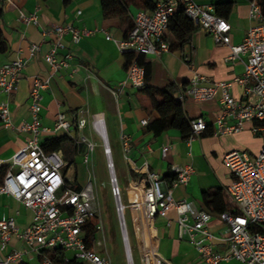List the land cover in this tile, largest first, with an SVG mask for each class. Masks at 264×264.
I'll list each match as a JSON object with an SVG mask.
<instances>
[{"label": "crops", "instance_id": "obj_1", "mask_svg": "<svg viewBox=\"0 0 264 264\" xmlns=\"http://www.w3.org/2000/svg\"><path fill=\"white\" fill-rule=\"evenodd\" d=\"M195 1L212 5L224 1L233 2L232 12L227 17L222 16L231 25V45L241 44L247 30L264 20L258 0ZM251 1L259 5L263 19L251 16ZM141 9L144 8L133 5L129 7L132 20ZM19 10L26 14H36L38 22H25ZM0 22L8 44L7 51L0 52V66L17 58L28 60L17 89L8 96L3 95L4 99L8 100L13 124L10 127L0 124V158L5 160V163H8L12 156L25 146L30 136L19 127L32 120L30 93L36 76L50 80L48 88L42 91L41 119L43 126L48 130L41 134L40 142L42 144L48 138L61 135H68L75 141L77 153L73 164L68 165L69 159L64 150H54L63 156L65 166L62 171L67 186L74 190H80L89 181L92 182L88 164L97 143L88 139L82 132L90 129L100 138L92 125L96 116H101L105 123L108 145L114 162L106 121L107 115L111 116L109 124L111 138L118 150L117 157L122 163L123 177L128 181V187L123 186L130 188L129 204L131 205L133 189L144 187L143 180L148 171H154L167 180L165 176L172 172L173 165L190 164L195 170L190 181L188 184L177 186L173 194L176 200H186L198 209H205L203 193L218 189L226 192L225 186L233 180L231 170L223 161L225 153L243 150L250 156H256L262 149L264 143L262 133L255 134L252 130L259 122H245L244 129L237 133H215L217 127L215 121L222 109L220 94L210 100L187 98L183 103L189 119L201 117L209 123L208 128L191 141L184 139L176 129H169L160 134L148 130L149 122L159 115L151 109L147 97L140 88L133 86L127 80L125 52H122L116 43L126 38L125 27L119 17L104 15L101 0H68L67 2L65 0H12L11 4L4 3ZM54 24H71L80 29L93 30V33L84 36L78 42H73L69 35L64 37L65 47L60 50L59 55L70 54L72 58L69 60V66L59 70H53L45 60V55L49 52L56 36L53 34L45 36L43 31ZM107 35L111 38L109 39ZM32 44L40 45V50L34 54L31 53ZM231 53L232 49L229 45L216 43L212 34L199 28L192 41L185 45L183 50H168L163 51L159 56H144L145 61L150 64L149 84L164 87L173 81L177 86L176 96L179 86L188 84L195 74L206 78L204 85L232 80L244 73L247 56L240 53L239 56L229 59ZM232 94L238 100L243 99L244 88L234 83ZM60 113H63L71 123L68 130L56 128V120ZM79 118L87 120L85 127H78ZM143 119H148V124L144 125ZM122 134L129 136L128 151L123 147ZM87 140L94 144L92 151L89 150ZM101 142L105 150L102 139ZM164 146H169L166 157L162 155ZM114 166H116L115 162ZM71 167H73V177H70L68 173ZM133 172L139 176H134ZM77 185H80V188H76ZM225 198L230 209L234 207L227 193ZM133 212L138 218L135 207ZM130 213L132 215V210ZM213 214L209 228L215 234L214 242L219 250L227 251L229 243L225 237L228 234V224L220 218L219 214ZM2 217H13L18 228L23 230L32 224L34 213L22 202L3 193L0 194V218ZM178 217L176 209L172 208L166 217L158 215L148 219L144 223V240L170 264H196L198 250L186 236L180 238ZM189 221L193 222L191 214ZM132 225L134 231V219ZM128 235H130L129 231ZM141 240L144 243L142 235ZM96 243L100 242L95 239L94 244ZM92 248L100 252L95 246ZM38 250L37 245H29L16 235L11 237L4 249L1 248L0 241L1 258H5L13 251L22 253L21 259L10 264H39L41 255ZM66 252L68 258L75 256L73 251ZM226 264L245 263L232 259Z\"/></svg>", "mask_w": 264, "mask_h": 264}, {"label": "built area", "instance_id": "obj_2", "mask_svg": "<svg viewBox=\"0 0 264 264\" xmlns=\"http://www.w3.org/2000/svg\"><path fill=\"white\" fill-rule=\"evenodd\" d=\"M12 3V0H1ZM179 9L193 20L198 28L212 34L216 43L229 45L232 53L229 59L244 53L247 56L245 71L232 80H224L204 85V76L195 74L186 85L179 86L176 98L182 103L187 98L194 100H210L220 94L222 103L221 113L217 117L216 134L237 133L244 129L245 122H259L252 130L262 133L264 139V20L246 32L244 41L239 45H231V25L228 20L215 11L212 4H201L195 0H155L153 9H141L133 16L134 27L129 35L116 41L122 52L159 56L169 50V43L163 40L171 16ZM20 16L25 22L37 23L36 14H26L22 10ZM251 16L263 19L259 5L251 1ZM44 35H55L56 38L45 55V60L53 70L69 66L70 54L60 56L59 52L65 47L64 37L71 36L73 42H78L93 30L80 29L71 24H54L43 31ZM110 39L111 36L107 35ZM40 50L39 44L31 45V53ZM27 59L17 58L0 66V124L13 126L8 100L3 95H10L17 87L26 65ZM127 80L137 88L145 84V68L135 59L127 70ZM49 79L36 76L30 93V109L32 120L23 123L19 129L30 134L26 144L9 160L0 158V167L8 164V169L0 182V194H9L34 213L32 224L20 230L13 217L0 218V241L4 249L13 235H16L29 245H37L41 255L39 264H55L45 252L46 249L62 247L73 251L75 257L85 264H111L110 260L89 246L84 230L87 221L98 214L97 198L92 182H88L80 190L67 186L63 173L65 161L57 151L46 152L40 142V136L48 130L41 119L42 91L49 86ZM244 88V98L236 99L232 94L233 84ZM122 86V85H121ZM250 96L253 98H250ZM96 116L92 122L95 132L105 145L108 156V168L112 185V194L116 200V211L123 232L124 243L128 239L126 210L134 206L125 205L121 201V188L111 158V148L105 129L98 125ZM192 134L187 138L191 141L204 132L209 123L204 118L190 120ZM87 120L79 118L78 127H85ZM144 125L148 119H143ZM71 123L63 113L56 120L57 129L68 130ZM85 139V138H83ZM123 147L130 149L129 136L121 135ZM89 150L94 144L87 140ZM169 146L162 148L166 157ZM87 158V156H86ZM224 163L233 175L232 182L225 186V191L234 203V209L221 213L220 218L228 224V234L225 240L229 243L227 251L217 248L215 234L209 224L213 213L206 209H198L191 202L176 200L174 189L179 185L188 184L194 173V167L173 165L172 173L175 178L165 180L154 171H148L143 182L142 195L137 194V202L147 219L155 216L166 217L174 208L179 217V236L187 237L198 250L196 264H226L232 259L245 264H264V143L256 156H250L243 150H232L223 156ZM61 192V193H60ZM137 202H133L136 204ZM192 215L193 222L189 221ZM127 250V249H126ZM155 264H170L161 257L151 246ZM22 258L20 251H13L5 258L0 257V264H10Z\"/></svg>", "mask_w": 264, "mask_h": 264}, {"label": "trees", "instance_id": "obj_3", "mask_svg": "<svg viewBox=\"0 0 264 264\" xmlns=\"http://www.w3.org/2000/svg\"><path fill=\"white\" fill-rule=\"evenodd\" d=\"M68 0H65L67 2ZM264 16V0H258ZM103 13L106 17H119L125 27V37L134 27L133 20L129 15V7L136 6L144 9H153L155 0H101ZM4 3L0 0V17L3 12ZM215 11L220 16L227 17L233 9V2L224 1L218 2L215 5ZM199 28L195 25L183 9L177 10L170 18L168 28L163 36V40L169 43V50H183L185 45L189 44L195 32ZM8 48L7 40L3 33V28L0 22V52H6ZM127 69L136 59L140 65L145 68V84L140 88V91L147 97L151 109L155 110L159 117L152 119L147 125V129L155 134H160L169 129L178 130L184 139H187L192 134L191 122L185 112L184 104L179 101L176 96L177 86L173 81L167 83L164 87H156L149 84L150 81V64L145 61V54H136L135 52H125ZM45 151L50 152L58 149L64 150L69 159L68 165L73 164L74 156L77 153V145L75 141L68 135H61L46 139L42 142ZM8 169V164L0 167V181ZM133 175L138 177L139 174L133 172ZM141 176V175H140ZM168 181L175 178L171 172L166 176ZM76 188H80L77 185ZM224 190L205 191L203 193L204 208L215 214H221L234 209L226 201ZM233 206V204H232ZM84 230L89 242V246H94V241L99 232L98 215L91 217ZM45 252L54 260L55 264H85L77 257L68 258L67 252L62 247L46 249Z\"/></svg>", "mask_w": 264, "mask_h": 264}, {"label": "rangeland", "instance_id": "obj_4", "mask_svg": "<svg viewBox=\"0 0 264 264\" xmlns=\"http://www.w3.org/2000/svg\"><path fill=\"white\" fill-rule=\"evenodd\" d=\"M108 134L113 148V158L115 162L116 172L118 174L119 184L121 188V201L124 206L131 201L130 188L128 181L123 177L122 163L119 161L117 154L118 150L114 146L112 133L109 127L111 116L107 115ZM88 139L97 143L95 150L91 156V161L88 164L90 178L94 184V189L98 204V227L96 241L100 243L94 244L97 251H100L104 257L108 258L111 264H129L127 251L123 240L122 229L119 226L118 215L116 211V200L112 194V185L109 177V168L107 167L108 156L102 146L101 139L90 129H85L82 132ZM79 160L80 157H79ZM70 177H73V167L69 169ZM61 193V192H60ZM126 218L128 222V231L133 249L135 264H146L144 260L143 243L141 240V226L137 216L134 217V231L132 225V215L130 209L126 210ZM149 222V221H148Z\"/></svg>", "mask_w": 264, "mask_h": 264}, {"label": "bare ground", "instance_id": "obj_5", "mask_svg": "<svg viewBox=\"0 0 264 264\" xmlns=\"http://www.w3.org/2000/svg\"><path fill=\"white\" fill-rule=\"evenodd\" d=\"M97 123L99 126H101V128H103L104 126V121L102 119L101 116L98 117L97 119ZM142 189H137L136 187L133 189V199H132V205L136 208L137 212H138V219H139V224L141 226V235L143 236V240L145 239V233H144V223L148 220L142 210V207L139 206L138 202H137V194L136 192H139L140 196L142 195ZM137 202L136 204H134L133 202ZM143 252H144V260L146 264H155L156 262V258L155 256H153L151 247L149 246V244L144 240L143 241ZM125 247L129 253V255L131 256L132 260H134V255H133V249H132V245H131V241H130V235H128V239L126 237L125 240Z\"/></svg>", "mask_w": 264, "mask_h": 264}, {"label": "water", "instance_id": "obj_6", "mask_svg": "<svg viewBox=\"0 0 264 264\" xmlns=\"http://www.w3.org/2000/svg\"><path fill=\"white\" fill-rule=\"evenodd\" d=\"M127 256H128V263L129 264H134V261L132 260L131 256L129 255L128 251H127Z\"/></svg>", "mask_w": 264, "mask_h": 264}]
</instances>
